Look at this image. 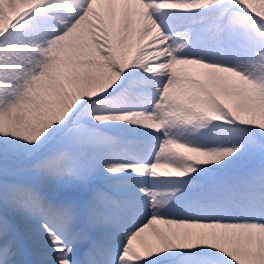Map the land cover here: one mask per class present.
I'll list each match as a JSON object with an SVG mask.
<instances>
[{
	"label": "snow or ice",
	"instance_id": "6c2138e0",
	"mask_svg": "<svg viewBox=\"0 0 264 264\" xmlns=\"http://www.w3.org/2000/svg\"><path fill=\"white\" fill-rule=\"evenodd\" d=\"M0 264H264V0H0Z\"/></svg>",
	"mask_w": 264,
	"mask_h": 264
}]
</instances>
